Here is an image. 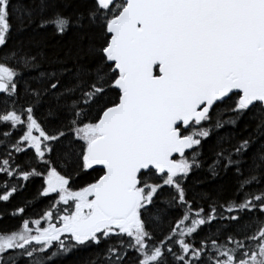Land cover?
I'll return each instance as SVG.
<instances>
[{
  "label": "snow or ice",
  "instance_id": "obj_1",
  "mask_svg": "<svg viewBox=\"0 0 264 264\" xmlns=\"http://www.w3.org/2000/svg\"><path fill=\"white\" fill-rule=\"evenodd\" d=\"M69 256L264 264V0H0V264Z\"/></svg>",
  "mask_w": 264,
  "mask_h": 264
},
{
  "label": "trees",
  "instance_id": "obj_2",
  "mask_svg": "<svg viewBox=\"0 0 264 264\" xmlns=\"http://www.w3.org/2000/svg\"><path fill=\"white\" fill-rule=\"evenodd\" d=\"M14 223L15 221H8V226L11 227ZM75 259V256H69L65 261V264H74Z\"/></svg>",
  "mask_w": 264,
  "mask_h": 264
}]
</instances>
